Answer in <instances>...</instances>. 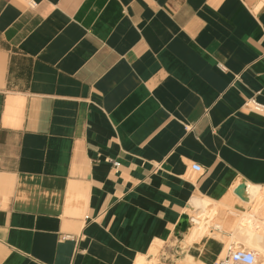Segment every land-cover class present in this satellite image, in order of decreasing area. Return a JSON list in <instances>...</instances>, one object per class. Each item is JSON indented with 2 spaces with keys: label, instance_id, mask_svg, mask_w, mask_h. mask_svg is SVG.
<instances>
[{
  "label": "crops",
  "instance_id": "0c3cea01",
  "mask_svg": "<svg viewBox=\"0 0 264 264\" xmlns=\"http://www.w3.org/2000/svg\"><path fill=\"white\" fill-rule=\"evenodd\" d=\"M250 100L264 0H0V264L175 263L200 205L227 239L203 260L264 254L237 227V189L264 188Z\"/></svg>",
  "mask_w": 264,
  "mask_h": 264
},
{
  "label": "rangeland",
  "instance_id": "374dc122",
  "mask_svg": "<svg viewBox=\"0 0 264 264\" xmlns=\"http://www.w3.org/2000/svg\"><path fill=\"white\" fill-rule=\"evenodd\" d=\"M256 191L258 192V197L256 198V202L249 205V204H246L248 205L247 208L248 210H254L253 212L255 211H259V213L257 214L258 216V219H260L262 222H264V212H261L260 210H258L259 208H261V204L264 203V188H259V187H255ZM220 208V207H219ZM224 208V207H223ZM228 210V212L230 213H234V209L230 206L228 208H225ZM217 210H218V207H215V206H203V205H200L196 208V211H199L202 215V218L205 219V223H207L205 226H206V235L204 236V238L200 241H198L197 243H195L193 246L191 244H187L185 245L182 241L183 239L179 242V245L184 249L185 253L182 255V257H175V259H177L175 261V263H170V262H163L161 259H160V256H161V250L163 248V244L162 243H158L157 246L154 248V249H157L158 252H156V254H154V257L153 256H150V254H148L146 257L149 261H151V264H193L192 263V260L194 261V264H212L214 258L216 257L215 255L212 256L210 262H203L201 263V248L203 246V244L210 240V239H216L217 241L221 238H218L219 236V233L216 228V225H220L219 224V221H218V218L216 220V214H217ZM189 215H193L194 216V213H191ZM207 217V220L206 218ZM190 228H192L190 226ZM221 240H224L226 241L227 239H223L221 238ZM229 240V239H228ZM229 241H239L237 240L236 238H233L232 240L230 239ZM203 243V244H202ZM239 243L242 245V247H245V248H249V249H255L253 247H249L247 244L239 241ZM184 245V246H183ZM200 246V247H199ZM195 248H199L198 250H196ZM262 252H259V254L262 256L261 254ZM225 254H223L221 257H223ZM151 258L153 260H151ZM156 262V263H155Z\"/></svg>",
  "mask_w": 264,
  "mask_h": 264
},
{
  "label": "bare ground",
  "instance_id": "6f19581e",
  "mask_svg": "<svg viewBox=\"0 0 264 264\" xmlns=\"http://www.w3.org/2000/svg\"><path fill=\"white\" fill-rule=\"evenodd\" d=\"M242 195H243L244 201H240L241 202V206L239 207V209L240 208L241 209L247 208L246 204H249V203H252V202H256V198L259 196L258 192L255 189V187L250 188L249 191L248 190L242 191ZM240 200H241V198H240ZM258 210H260L261 212H264V203L261 204V208H259ZM253 211L251 212V214H248L246 212V213H243V216L240 215L241 218L237 221V227H238V230L241 231V234L248 235L250 237V239L254 240V239H256L257 235H259L260 233L261 234L264 233V225H261L258 222V221H260L258 219V216H257L259 211H255V212H253ZM238 212H240V211H238ZM237 214H240V213H237ZM193 217H194V224L191 225L192 228L188 229V231L184 235V239L182 241L185 245L191 244L193 246L195 243H197L198 241L202 240L204 238V236L206 235V231H205L206 226L205 225L207 223H205V219L202 218L201 213L199 211H197V212L194 213ZM205 218L207 220V217H205ZM260 222H262V221H260ZM216 228L217 229H220V228L222 229L221 225H216ZM241 234L239 232L238 238H241V236H242ZM219 241H221V240H219ZM157 244L158 243L154 244L153 247L151 248L150 253H149L150 256L154 257V254H156V252H158L157 249H154L157 246ZM203 247H204V244H203V246L201 248V252L203 250ZM253 250H255L258 253V255L260 257V260H261V264H264V254L261 253L262 254V256H261L257 249H253ZM151 260H153V259L151 258ZM200 260H201V263L206 261V260H203L202 258H200ZM192 263L194 264L193 260H192ZM135 264H151V261H149L146 256H141V257L138 258V260L136 261Z\"/></svg>",
  "mask_w": 264,
  "mask_h": 264
},
{
  "label": "built area",
  "instance_id": "2783aa9c",
  "mask_svg": "<svg viewBox=\"0 0 264 264\" xmlns=\"http://www.w3.org/2000/svg\"><path fill=\"white\" fill-rule=\"evenodd\" d=\"M251 110L264 113V107L254 100H250L246 104ZM114 168L118 169L120 164L118 162H113ZM203 173V168L198 164L191 165V175L196 176ZM246 190L249 189V185L245 186ZM190 225L194 224V217L189 215ZM213 264H261L260 257L255 250L242 247L238 244L227 251V253L218 258Z\"/></svg>",
  "mask_w": 264,
  "mask_h": 264
},
{
  "label": "water",
  "instance_id": "95a60500",
  "mask_svg": "<svg viewBox=\"0 0 264 264\" xmlns=\"http://www.w3.org/2000/svg\"><path fill=\"white\" fill-rule=\"evenodd\" d=\"M245 186V184L240 185V187L236 191V194L241 198H243L242 191L246 190Z\"/></svg>",
  "mask_w": 264,
  "mask_h": 264
}]
</instances>
